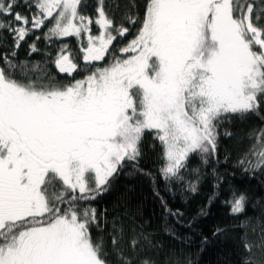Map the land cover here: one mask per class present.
I'll return each instance as SVG.
<instances>
[{"label":"snow or ice","instance_id":"6c2138e0","mask_svg":"<svg viewBox=\"0 0 264 264\" xmlns=\"http://www.w3.org/2000/svg\"><path fill=\"white\" fill-rule=\"evenodd\" d=\"M87 7L86 0H0V47L12 41L0 52V264H112L113 255L119 264H159L146 254L162 247L154 233L137 231L127 212L109 218L94 202L126 167L155 183L139 166L146 134L162 146L166 180L184 181L195 154L189 190L210 174L218 196L220 139L235 135L224 125L264 122V0H143L142 14L135 0L130 7L97 0L95 16ZM133 28L117 54L114 42ZM38 32L28 56L41 53V38L74 37L84 68L68 43L52 63L61 74H88L61 85L50 72L25 73L18 53ZM233 166L264 176V124L248 131ZM229 193V215L244 213L248 194ZM161 204L166 215L182 216L162 197ZM262 220L264 212L213 235L241 229V264H264Z\"/></svg>","mask_w":264,"mask_h":264},{"label":"trees","instance_id":"16d2710c","mask_svg":"<svg viewBox=\"0 0 264 264\" xmlns=\"http://www.w3.org/2000/svg\"><path fill=\"white\" fill-rule=\"evenodd\" d=\"M86 2L88 7L85 11L89 15L95 16L97 0H86ZM119 2L122 6L127 4L130 7L131 0H119ZM135 2L140 6L142 14L143 0H135ZM118 19L119 16H117ZM93 31L95 34L99 32L95 25H93ZM135 32L136 29L133 28L123 40L115 42L113 51L118 54V49L125 46L133 38ZM35 35H41V33L38 32L29 37L19 50V60L27 65L23 71L32 78L43 75L45 71L50 72L61 85L73 82V79L61 76L52 60L60 45L68 43L75 62L78 63L80 69H83L77 43L69 40L70 37H67L69 39L53 38L50 43H46L41 38L37 42L41 53L28 56V45L33 41ZM6 41L5 47H0V52L7 50V45L12 43L11 37H7ZM45 51L52 55L45 56L43 54ZM77 73L80 74L76 75ZM77 73L75 78H81L82 74H88V71L78 70ZM262 124L264 122L258 117L252 116L245 122L235 120L231 125H224L225 128H230L235 135L231 139L223 137L220 139V163L215 167L225 179L220 185L218 196H213L217 191L214 188L216 181L210 174L202 178L195 192L189 190L188 181H195L190 170L200 163L199 157L195 154L190 157L188 162L189 170L183 173L184 181L166 180L160 172L166 163L163 158L162 146L159 141L153 140L150 134H146L142 144L143 154L139 166L152 174L155 183L152 178L140 173H133L130 167H126L114 181L112 189L94 202L95 206L106 208L109 218L127 212L134 217L137 231L142 227L144 232L154 233L155 241L160 242L162 247L146 254L154 256L159 264H241V257L245 255L239 244L242 230L229 227V231L225 234L213 235V233L218 227L232 226L246 217L256 218L264 212V176L258 175L253 179L245 175L241 169L233 166L237 155L246 144L248 131ZM239 138H245L244 143H240ZM150 145H155V147L152 148ZM227 153H231V155L227 161H224V156ZM211 167L210 165L202 168V172L211 173ZM230 187L237 193L244 192L250 197L245 212L237 216L229 215V206L223 203L230 197ZM161 197L168 208L173 212L178 210L182 216L166 215L161 204ZM210 197H213L211 202ZM257 198H261V203L254 209L253 204ZM202 210L206 211L207 215H202ZM124 222L126 226L131 223L127 218L124 219ZM255 224L256 220L253 219L252 225ZM166 227L175 233V237L165 231ZM93 235L95 238L99 234L94 232ZM104 235L107 236V232ZM173 253L175 254L173 255ZM253 255L255 258L259 254L254 253ZM109 259L112 264H119L114 255Z\"/></svg>","mask_w":264,"mask_h":264},{"label":"flooded vegetation","instance_id":"af4514ba","mask_svg":"<svg viewBox=\"0 0 264 264\" xmlns=\"http://www.w3.org/2000/svg\"><path fill=\"white\" fill-rule=\"evenodd\" d=\"M66 39H69V38H66ZM69 40H71V41H73V42H75V43H77V41H76V39L74 38V37H70V39ZM114 44H115V42H114ZM119 54V53H118ZM81 61H82V59H81ZM108 61H109V58L108 57H106V59H105V61H103V62H97L98 63V65L99 66H105L107 63H108ZM82 67L84 68V64H83V61H82ZM77 72H74L73 74H72V76H68L66 73L65 74H61V76H64V77H67V78H71V80L73 79V78H75L76 77V75H78V74H80V73H77ZM84 73V72H83ZM76 74V75H75ZM75 75V76H74ZM87 74H82V76L83 77H81V78H75V79H83L85 76H86Z\"/></svg>","mask_w":264,"mask_h":264}]
</instances>
